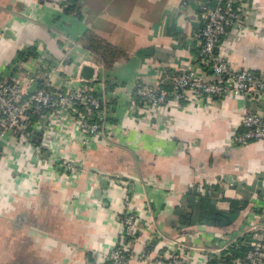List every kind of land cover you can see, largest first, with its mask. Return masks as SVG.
I'll list each match as a JSON object with an SVG mask.
<instances>
[{"label": "crops", "instance_id": "crops-1", "mask_svg": "<svg viewBox=\"0 0 264 264\" xmlns=\"http://www.w3.org/2000/svg\"><path fill=\"white\" fill-rule=\"evenodd\" d=\"M59 1L0 0V76L17 74L31 88L53 63L59 86L105 91L112 132L84 144L65 120L35 132L40 157L15 136L3 141L0 264H104L121 242L120 216L130 200L144 225L136 249L148 243L155 257L178 239L190 247L193 264H234L232 243L264 234V140L243 146L231 139L247 105L264 112V96L247 101L231 90L212 103L173 102L142 119L134 104L139 84L171 89L193 63L201 49L199 6L216 0H67L64 7ZM236 6L243 24L224 37L220 54L233 69L264 75V0ZM90 34L120 55L104 57L88 47ZM85 66L99 71L100 80L85 78ZM67 160L80 169L68 171L61 165ZM116 176L125 182L109 180ZM207 186L214 194L202 192ZM196 194L224 210L236 194L248 204L232 224L214 225L200 220L203 200ZM183 211L190 217L182 220ZM228 254L230 263L221 260Z\"/></svg>", "mask_w": 264, "mask_h": 264}, {"label": "built area", "instance_id": "built-area-1", "mask_svg": "<svg viewBox=\"0 0 264 264\" xmlns=\"http://www.w3.org/2000/svg\"><path fill=\"white\" fill-rule=\"evenodd\" d=\"M66 1L60 0V6L64 7ZM236 2L216 0L215 5L208 2L200 4L202 39L199 53L193 63L174 77L171 89L158 82L141 83L136 87L134 104L137 107V119L153 116L173 102L179 106L212 103L223 99L231 90L242 94L247 101L264 96L263 74L251 69H233L228 59L220 54L224 37L243 24V14ZM54 65L47 62L42 72V83L34 92H30L31 84L26 81L27 78H19L17 74L10 79L0 76V159L5 155L3 141L8 136L28 142L32 145L34 155L40 157L42 150L33 141L35 132L53 130L65 120L78 128L84 144L110 136L112 107L108 104L105 91L90 84L76 88L59 86L55 82ZM91 80H100V72H95ZM241 125V131L231 139L232 144L244 146L256 140H264L262 109L247 105ZM61 165L68 171L80 169V165L73 160H67ZM109 180L125 182L121 176ZM202 190L208 195L214 194L212 187L207 186ZM132 207L133 202L130 200L120 216L123 224L121 242L105 255L104 264H130L137 259L148 264L194 263L190 247L178 239L169 244L168 253L154 254L155 257L148 254L146 243L143 249H136L144 225L139 222L138 213ZM263 239V232L256 231L247 240L233 242L231 247H248L246 256L234 259V264H264Z\"/></svg>", "mask_w": 264, "mask_h": 264}, {"label": "trees", "instance_id": "trees-1", "mask_svg": "<svg viewBox=\"0 0 264 264\" xmlns=\"http://www.w3.org/2000/svg\"><path fill=\"white\" fill-rule=\"evenodd\" d=\"M92 36V39L89 43H87V46L96 50L97 52L101 53L102 55H113L118 56L120 55V50L114 48L111 44L106 42L104 39L99 37L96 34H90ZM42 83V81L40 82ZM199 198V200H203V206H202V212L200 216V220L206 221L210 224L214 225H230L232 224L236 218L239 216L240 212L246 205L248 204L247 200L243 198L241 194H236L233 198H230V207L229 209H220L212 204H206L204 203L205 198L200 195L196 194ZM190 214L188 212L183 211L181 214L182 220L185 218H189ZM185 222V221H184ZM233 252H232V260L234 258H244L247 254L248 247L243 246L241 248H236L235 246H232ZM224 262H232L230 258H227L226 256H223L221 258Z\"/></svg>", "mask_w": 264, "mask_h": 264}, {"label": "water", "instance_id": "water-1", "mask_svg": "<svg viewBox=\"0 0 264 264\" xmlns=\"http://www.w3.org/2000/svg\"><path fill=\"white\" fill-rule=\"evenodd\" d=\"M93 73H94V69L91 66H85L84 69H83L82 75L85 78L90 79V78H92ZM37 87H38V83L37 82H34L32 84V86H31V88H30V92H34ZM230 257H231V255L228 254L227 255V258H230Z\"/></svg>", "mask_w": 264, "mask_h": 264}]
</instances>
